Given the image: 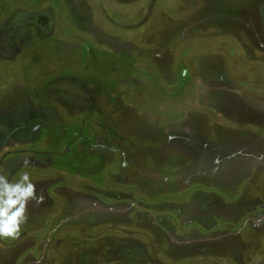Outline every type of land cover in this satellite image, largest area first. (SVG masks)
I'll use <instances>...</instances> for the list:
<instances>
[{"label": "rangeland", "instance_id": "374dc122", "mask_svg": "<svg viewBox=\"0 0 264 264\" xmlns=\"http://www.w3.org/2000/svg\"><path fill=\"white\" fill-rule=\"evenodd\" d=\"M24 172L0 264H264V0H0Z\"/></svg>", "mask_w": 264, "mask_h": 264}, {"label": "clouds", "instance_id": "9594fccd", "mask_svg": "<svg viewBox=\"0 0 264 264\" xmlns=\"http://www.w3.org/2000/svg\"><path fill=\"white\" fill-rule=\"evenodd\" d=\"M121 166L126 167L127 161ZM43 201V192L37 194L28 172L21 174L15 182L0 174V241L17 240L28 220L29 203L39 205Z\"/></svg>", "mask_w": 264, "mask_h": 264}]
</instances>
